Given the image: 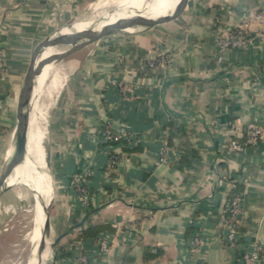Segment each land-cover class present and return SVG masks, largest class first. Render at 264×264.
I'll return each mask as SVG.
<instances>
[{
    "label": "crops",
    "instance_id": "crops-1",
    "mask_svg": "<svg viewBox=\"0 0 264 264\" xmlns=\"http://www.w3.org/2000/svg\"><path fill=\"white\" fill-rule=\"evenodd\" d=\"M90 1L0 0V165L14 145L22 68ZM250 14L264 16V0H188L161 29L110 35L77 51L85 53L59 133L60 187L47 172L44 198L28 180L8 181L0 193V264H240L223 239L233 194L243 204L239 251L264 252V140L241 151L228 143L241 141L250 122L264 128V40L228 49L220 61L213 41L217 28L243 26ZM248 26L255 35L261 24ZM163 53L168 62L157 59ZM107 126L126 139L106 141ZM85 172L84 203L75 176ZM36 202L44 218L33 253ZM21 203L32 214L26 240L16 230ZM11 205L15 212L4 208ZM105 226L95 238L81 235ZM101 234L109 235L106 253L95 240Z\"/></svg>",
    "mask_w": 264,
    "mask_h": 264
},
{
    "label": "rangeland",
    "instance_id": "rangeland-1",
    "mask_svg": "<svg viewBox=\"0 0 264 264\" xmlns=\"http://www.w3.org/2000/svg\"><path fill=\"white\" fill-rule=\"evenodd\" d=\"M118 5H119V0H92L89 2V5L87 7L83 8L79 12V14L74 15L75 17L73 19L65 21L61 25H58V27L56 28L54 27L52 31L46 37H44L40 42L50 37L51 38L58 37L59 36L58 33L61 31L62 28L70 27L75 23H86L87 25H89L87 28L96 27L98 26L99 23L104 22L101 18V15L105 13L113 12V10H115L118 7ZM102 39L103 38H101L99 42H101ZM67 47L68 46L66 45H57L53 47V49L56 52H58L60 50L63 51L67 49ZM89 49L90 48H88V50ZM84 53H85L84 51L82 53L75 52L74 54L70 55L65 60H63L61 63L57 64L56 68L53 70L55 72L54 73L52 72L53 74L49 75L45 79L44 82L45 88L42 87L40 94L37 95V97H34L33 102L31 103L32 105H34L33 108H31V112L35 116L37 129L38 131L41 132L40 134L42 135L41 147L44 153V160H46L48 163L46 167H44L43 171L49 174L51 184L53 186L55 185L56 187H60L58 184H60L61 182L60 175L62 173L59 171L62 168L61 165L56 164L55 162L59 155L58 149H59V145L61 144L59 143V133L61 130L60 128L64 126V122L67 118L66 116L70 108H72L74 105V101H72V99L75 91H70V90L72 89L74 84L80 85L77 84L78 79L76 72L77 71L76 64L79 62V58L82 56V54L84 55ZM22 69L23 70L21 71L20 77L18 78L19 83L21 82L23 75L25 73V67H23ZM56 75L57 77L55 84L52 85L51 80L54 78L53 76ZM6 162L7 161L3 160L2 164L0 165V173L3 170ZM83 175L88 176V172H85ZM77 177L78 176H75V179ZM23 187L24 186L22 184H18L17 186H15V189L23 190L24 189ZM25 192H26V198L27 197L29 198L30 195L31 197L33 196L28 191L25 190ZM88 196H89V190L86 193L82 194L81 197L84 203L88 200ZM2 205L3 202L0 201L1 209H3ZM13 205L4 208L6 209L10 208V210H13L15 212V210L13 209ZM16 205L18 206V203H16ZM30 209L31 207L29 205L24 206L21 203V207L18 209L19 212L18 211L16 212V214L20 215L18 217V220L16 221V226H17L16 230L18 231V235L19 236L21 235L23 237V240H26V235L28 234V232H30L32 227L31 224L32 214Z\"/></svg>",
    "mask_w": 264,
    "mask_h": 264
},
{
    "label": "water",
    "instance_id": "water-1",
    "mask_svg": "<svg viewBox=\"0 0 264 264\" xmlns=\"http://www.w3.org/2000/svg\"><path fill=\"white\" fill-rule=\"evenodd\" d=\"M188 0H179L173 12L163 20L143 24L144 16L140 13L133 19L120 18L112 23L104 24L103 22L96 27L87 28L84 31L76 32L73 35H59L55 38H47L38 43L33 49L27 68L21 80L15 105V129L13 154L7 160L3 170L0 173V193L8 187V179L12 174H16L23 167L27 152V122L26 109L30 99L31 87L37 77L42 74L45 67L49 66L53 71L56 65L61 63L68 56L83 49L84 47L97 42L101 38L110 35H129L145 31H153L167 26L169 23L176 21L185 11ZM57 45H66L67 49L54 53L53 55L35 62L37 53L45 48H53Z\"/></svg>",
    "mask_w": 264,
    "mask_h": 264
},
{
    "label": "built area",
    "instance_id": "built-area-1",
    "mask_svg": "<svg viewBox=\"0 0 264 264\" xmlns=\"http://www.w3.org/2000/svg\"><path fill=\"white\" fill-rule=\"evenodd\" d=\"M257 21L261 24V27L254 31L255 35L249 32L250 22ZM243 26H237L234 28L219 27L213 33V41L218 54V60L222 58L223 54L228 49H248L249 47L257 46L261 41L264 40V16L261 14H250L248 17L243 19ZM166 58H164V57ZM170 55L164 53L157 59L160 62H168L170 60ZM157 59L149 61L148 67L153 68L157 65ZM145 68V67H144ZM147 69V68H145ZM102 134L106 141H117L121 139H126L122 132L114 133L110 128L104 127ZM264 140V128L256 122H250L245 125L244 135L241 141L236 139L229 140V147L233 151H241L244 148L253 145L259 141ZM164 152V150H163ZM87 175H79L76 178L75 187L77 191L81 194L86 193L85 183ZM226 216L223 220V239L227 247L237 252V261L240 264H264V252L261 251L259 247L254 246L252 251H239L240 250V234L238 228L240 225V220L243 216V204L241 198L233 194L231 195L228 203L225 205ZM197 243V241H196ZM97 244L100 251L106 253L109 246V235L101 234L97 238ZM239 251V252H238ZM80 262L85 263L84 258L79 257Z\"/></svg>",
    "mask_w": 264,
    "mask_h": 264
},
{
    "label": "bare ground",
    "instance_id": "bare-ground-1",
    "mask_svg": "<svg viewBox=\"0 0 264 264\" xmlns=\"http://www.w3.org/2000/svg\"><path fill=\"white\" fill-rule=\"evenodd\" d=\"M178 1L179 0H119L118 7L115 10H113V12L102 14L101 18L104 21L103 22L104 24H108L120 18L133 19L134 17H136L138 13H140L144 16V19L142 20L143 24L154 23L168 17L173 12ZM88 26L89 25H87L86 23H75L70 27L62 28L61 31L58 33V35H64V36L73 35L76 32L86 30ZM58 52H56L53 48L42 49L37 53L35 57V62L38 63L39 61H42L43 59H46L47 57ZM51 70H52L51 67L49 66L45 67L42 71V74L39 77H37L32 84L30 99L27 104L26 116H25L27 122V129H28L27 152L25 156V161L23 167L18 170V172L14 175V177L9 178L8 180L9 183H13L15 179H19L21 182L22 180L30 181L28 182L29 186H34L35 187L34 190L38 191V193L41 194L43 198L44 196L45 197L49 196L47 192L48 191L47 189L49 188H47L45 185L48 178L45 175V172L43 171L44 167L46 166L44 163V153L41 147L42 135L40 134L41 132L38 131L37 129L35 116L31 112V108H33L34 106L31 103L33 102V98L37 97V95L40 94L42 87H44L45 79L52 74ZM53 77L54 78L51 80L52 85L55 84L57 75ZM13 150L14 148H12L11 153L9 152L11 154L10 157L13 154ZM35 209L38 217V223L36 224L35 227V234L33 235L31 234V237L33 236V239L29 237L30 239L33 240L35 244L33 253H35L37 249L36 246L39 244V239L41 238L39 235V228L41 229V224L44 218L39 202H36Z\"/></svg>",
    "mask_w": 264,
    "mask_h": 264
},
{
    "label": "trees",
    "instance_id": "trees-1",
    "mask_svg": "<svg viewBox=\"0 0 264 264\" xmlns=\"http://www.w3.org/2000/svg\"><path fill=\"white\" fill-rule=\"evenodd\" d=\"M90 231V229H87L86 231H83V233L81 234L82 236H83V238L85 239L86 237H93V238H95L96 236H95V234L97 233V232H105V231H108V226L106 227H101V228H97L92 234H86V233H88ZM95 240H97V238L95 239Z\"/></svg>",
    "mask_w": 264,
    "mask_h": 264
}]
</instances>
